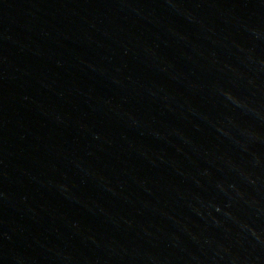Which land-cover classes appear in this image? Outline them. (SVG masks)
<instances>
[{
    "label": "water",
    "instance_id": "1",
    "mask_svg": "<svg viewBox=\"0 0 264 264\" xmlns=\"http://www.w3.org/2000/svg\"><path fill=\"white\" fill-rule=\"evenodd\" d=\"M0 264H264V0H0Z\"/></svg>",
    "mask_w": 264,
    "mask_h": 264
}]
</instances>
